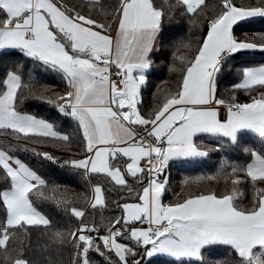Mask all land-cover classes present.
I'll return each instance as SVG.
<instances>
[{
    "label": "snow or ice",
    "instance_id": "snow-or-ice-1",
    "mask_svg": "<svg viewBox=\"0 0 264 264\" xmlns=\"http://www.w3.org/2000/svg\"><path fill=\"white\" fill-rule=\"evenodd\" d=\"M94 7L99 9L96 14L70 7L67 0H0V49L18 50L64 84L62 93L49 94L47 85L25 83L19 69H0V130L27 142L0 148V247L9 264H40L25 255L24 247L9 245L18 234L27 237L31 231L48 241L53 258L46 264H63L56 257L65 250L69 264H94L93 254L105 264H141L144 256L157 253L179 264H219L215 257L220 249L212 245L230 253L224 264H264V188L255 189L251 207H240L232 192L211 188L178 193L169 203L162 198L167 184L163 174L170 162L223 151L225 143L239 144L246 131L264 141V64L239 68L232 94L218 95L224 65L237 60L234 53H264V32L237 34L256 18L264 19V0H219L211 16L204 15L205 0H115ZM178 16L205 33L195 47L183 41L176 46L186 51L172 53L174 89L154 96L156 102L144 111L142 89L152 75L153 57L176 35L177 28L168 25ZM240 91L255 95L239 102ZM25 98L51 105L69 126L75 123V132L61 131L51 122V113L40 118L23 110ZM205 137L214 138L217 147L203 143ZM29 144H50L66 153L75 147L79 155L62 159ZM19 150L85 178L102 175L111 187L96 183L90 195L56 200L77 225L54 226L36 201L55 197L45 195L46 180ZM244 150L251 156L246 166L222 163L217 170L226 184L235 177L233 188L241 182L238 171L245 172L253 186L264 183V149ZM117 189L135 192V197L114 201L120 214L102 225L88 220L84 208L77 206L83 199L93 209L102 208L108 203L106 191Z\"/></svg>",
    "mask_w": 264,
    "mask_h": 264
},
{
    "label": "trees",
    "instance_id": "trees-1",
    "mask_svg": "<svg viewBox=\"0 0 264 264\" xmlns=\"http://www.w3.org/2000/svg\"><path fill=\"white\" fill-rule=\"evenodd\" d=\"M115 0H98L97 2H89L84 0H67L69 6L76 5L78 9H83L86 13L92 11L93 14L99 11L94 7L97 3L104 5H111ZM164 3V0H160ZM168 3H174L175 0H167ZM240 2V0H237ZM254 2V0H252ZM219 3V0H205L208 6L205 8L204 15L211 16L214 11V5ZM171 28H177L176 35L168 42L162 49L161 53L153 57L154 64L152 65V75L148 77L147 86L142 89V108L144 111L149 110L156 102L155 97L166 95L168 91L174 89V81L176 73L169 72V67L172 64V53L175 52L177 56L183 54L186 49L179 47L183 41L195 47L197 37L205 33V29H197L190 26L188 20L184 17L178 16L172 24L168 25ZM182 28V30H180ZM264 32V19L257 18L256 22L244 27L243 33L238 32V35L243 36L246 33L249 37L253 33ZM237 57L236 61L229 62L224 65L223 75L218 85V95L228 97L232 94L231 84L239 79L238 69L243 67L259 66L264 64V53L256 52L244 55L242 53H234ZM246 60L247 63H241ZM7 68L9 70L19 69L25 83H33L36 86L47 85L52 92L62 93L64 84L60 78L51 74L49 69L43 65L33 63L30 59L23 57V54L18 50H5L0 53V69ZM226 89L228 91H226ZM251 95H255L252 93ZM251 95L243 91L237 92L236 96L239 102H246L251 99ZM21 108L31 114L37 115L40 118H49L50 113L55 117L51 122H54L61 131L70 133L75 132V123L70 126L62 117V114L56 113L51 105L46 104L34 98H25L21 103ZM27 143L25 141H16L11 135L0 130V148L14 149L17 144ZM203 143L210 147H217V142L214 138L205 137ZM29 147H36L39 151H48L60 158H72V153L79 155V149L73 147L72 153H66L49 145H31ZM252 148L256 151L264 149V141L261 140L255 133L244 132L240 136V142L236 145L225 143L223 151H211L209 155L197 161L170 162V166L165 170L164 176L167 178L166 190L163 193V201L169 203L176 199V194L186 191H205L208 189H215L217 192H232L240 207H251L253 203V195L256 188H264V183H256L253 186L250 178H246L243 171H238L236 176H239L241 182L233 188L231 180L235 177H229L227 184L222 176H217V170L221 164H236L238 166H246L250 162V153L246 152L245 148ZM17 154L25 160L31 167L42 175L46 180L48 188L45 189V195L55 197V199H39L36 201L38 208L46 214L57 227H75L77 225L76 218L70 216L65 212L64 207L58 206L56 200H63L65 197H74L89 193L91 186L99 183L105 189L111 187L109 181L102 175H90L85 178L79 171L72 170L69 167L62 166V164L53 163L44 160L42 157L33 156L30 152L19 150ZM231 173V168L226 169ZM215 177L209 180L208 177ZM89 181L91 183H89ZM128 181L135 188L136 184L132 177H128ZM185 181H188L185 184ZM4 181L0 179V185ZM56 191L53 192L52 188ZM108 203L104 207H97L93 209L90 204H85L83 199L78 201L77 206L84 208L86 217L90 221H94L97 225H102L114 215H119L114 201H132L135 197V192L128 194L120 190L106 191ZM10 246H14L17 250L24 247L26 249L25 255L30 259L40 261V264L53 258L48 249V241L38 231H31L25 237L18 234L15 241L9 242ZM212 247H219V255L215 259L219 264H224L225 260L230 256V253L224 246L212 245ZM114 256V254H113ZM63 260V264H69L71 259L70 253L65 250L62 256L56 257ZM94 264H105L103 259L96 254L92 255ZM0 264H9V258L5 255V250L0 247ZM141 264H179L177 261L167 260L163 258L147 259L144 256ZM185 264H188L186 261ZM192 264H199V262H192Z\"/></svg>",
    "mask_w": 264,
    "mask_h": 264
},
{
    "label": "crops",
    "instance_id": "crops-1",
    "mask_svg": "<svg viewBox=\"0 0 264 264\" xmlns=\"http://www.w3.org/2000/svg\"><path fill=\"white\" fill-rule=\"evenodd\" d=\"M84 1L97 2L98 0H84ZM256 19H257V18H256ZM5 50H16V49H0V53H1L2 51H5ZM221 115H222V116L225 115V111H224V108H223V107H221ZM246 132H248V133H252V132H250V131H246ZM202 158H204V157L191 158V159H189L188 161H197V160H201ZM250 162H251V160H250ZM90 206H91V205H90ZM146 258H147V259L163 258V259H167V260H173L172 257L167 256L166 254H163V253H157V254H155V255H153V256H151V257H147V256H146ZM173 261H175V260H173ZM177 262H178V261H177Z\"/></svg>",
    "mask_w": 264,
    "mask_h": 264
},
{
    "label": "rangeland",
    "instance_id": "rangeland-1",
    "mask_svg": "<svg viewBox=\"0 0 264 264\" xmlns=\"http://www.w3.org/2000/svg\"><path fill=\"white\" fill-rule=\"evenodd\" d=\"M212 148H214V149H215L216 147H212Z\"/></svg>",
    "mask_w": 264,
    "mask_h": 264
}]
</instances>
